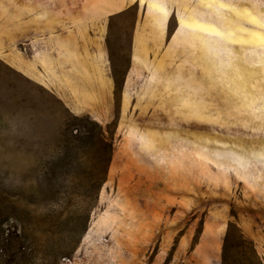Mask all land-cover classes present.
I'll return each instance as SVG.
<instances>
[{
  "label": "rangeland",
  "instance_id": "obj_1",
  "mask_svg": "<svg viewBox=\"0 0 264 264\" xmlns=\"http://www.w3.org/2000/svg\"><path fill=\"white\" fill-rule=\"evenodd\" d=\"M2 196L20 264H221L231 223L264 264V0H0Z\"/></svg>",
  "mask_w": 264,
  "mask_h": 264
},
{
  "label": "trees",
  "instance_id": "obj_2",
  "mask_svg": "<svg viewBox=\"0 0 264 264\" xmlns=\"http://www.w3.org/2000/svg\"><path fill=\"white\" fill-rule=\"evenodd\" d=\"M113 78L116 89L120 88L123 78H119L114 72ZM106 133L107 129L88 115L72 116L67 121L63 132L64 140L69 148L79 151L83 149L86 153L93 152L103 163L98 188L106 181V172L113 149L112 140L106 136ZM15 202L8 196H2L0 199V263L13 260L16 264H20L32 250L25 243V232L21 231L20 224L12 220ZM253 244L235 224L231 223L223 243L221 264H262Z\"/></svg>",
  "mask_w": 264,
  "mask_h": 264
}]
</instances>
